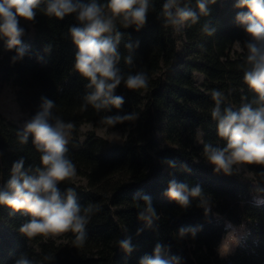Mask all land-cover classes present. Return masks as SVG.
<instances>
[{
	"label": "trees",
	"instance_id": "16d2710c",
	"mask_svg": "<svg viewBox=\"0 0 264 264\" xmlns=\"http://www.w3.org/2000/svg\"><path fill=\"white\" fill-rule=\"evenodd\" d=\"M163 3L154 0V9L149 10L147 23L140 31L120 28V69L126 74L143 71L149 82L146 88L137 90L121 84L115 94L123 96L125 103L111 112L97 111L91 105L82 107L89 90L85 87L87 81L74 68L76 48L68 35V28L77 23L74 14L63 20L48 17L42 11V0L35 21L28 22L32 32L25 21H20L27 51L15 63L11 60L15 49L7 50L5 40L0 38V91L5 83L12 82L17 101L30 119L39 110L41 97H46L56 103L55 114L74 124L67 155L81 180L72 178L60 187L75 188L81 206L92 204L99 209L91 214L87 238L80 245L72 231H66V239L61 242L41 236L28 240L19 229L30 217L0 205V264H14L21 254L39 264H139L143 255L152 254L158 242L170 246L169 254L180 256V264H264V193L257 194L253 181L241 173H215L203 153L206 143L224 145L217 136V122L211 117L215 103L211 92L221 91L225 97L222 107L234 108L245 97L251 100L255 95L243 80L241 66L247 51L231 52L235 42L249 39L235 20L238 12L247 9L236 8L237 0H216L209 4L208 16H201L195 24L189 21L176 31L164 23ZM183 3L198 12L196 0ZM205 23L215 29L213 35L202 30ZM129 40L139 41L132 65L123 59L129 54L124 47ZM48 45L51 51L46 52ZM197 72L204 76L202 85L195 81ZM127 112L137 119L114 126L129 129L122 143L108 141L94 130L80 139L83 123ZM23 126L0 113V186L9 179L13 162L21 157L25 168L40 164L32 137L27 143L20 141L18 132ZM168 160L175 161L176 167H169L165 162ZM248 169L261 170L258 166ZM173 178L201 185L211 198V212L205 216L195 199L184 210L163 196ZM255 182L264 187V179L259 176ZM136 193L150 196L160 216L151 228L137 218L144 202L133 200ZM256 196H262V200H256ZM245 220L250 228L243 242L233 253L220 256L217 249L227 224ZM189 225L202 229L195 237L189 234L180 238L177 230ZM139 228L144 230L137 235ZM128 237L135 249L131 254L117 243ZM45 255L55 258L45 261Z\"/></svg>",
	"mask_w": 264,
	"mask_h": 264
},
{
	"label": "clouds",
	"instance_id": "9594fccd",
	"mask_svg": "<svg viewBox=\"0 0 264 264\" xmlns=\"http://www.w3.org/2000/svg\"><path fill=\"white\" fill-rule=\"evenodd\" d=\"M41 3L42 0H0V38L5 40L7 50L15 49V55L11 58L13 63L21 60L27 51L22 43L25 29L21 27L20 21L34 22L36 9L40 8ZM43 3L42 11L48 17L63 20L68 15H75L77 23L68 28V35L76 48L74 68L87 81L85 87L89 90L83 97L84 109L91 105L97 111L120 110L125 100L115 93L121 84L128 90L148 86L147 73L138 71L126 74L119 67L122 58L119 45L123 37L120 28L133 27L137 32L140 31L147 23L149 10L154 9V0H106L104 3L101 0H43ZM214 3L216 0H196L197 12L183 0H164L161 15L165 25L179 31L189 21L195 24L201 16H208V6ZM235 7L247 9L246 12H238L235 20L249 37L244 43L247 54L241 67L244 83L255 95L251 100L245 97L240 106L234 108L232 105L222 107L225 97L221 91L211 92L215 102L211 117L217 122V136L224 141V145L206 143L203 153L215 173L233 175L245 170V178L253 181L254 191L261 194L264 193V187L255 182V178L259 176L264 179V0H237ZM202 30L208 35L215 32L208 23L203 25ZM124 47L129 52L123 57L124 62L132 65L139 41L129 40ZM45 51H51V45L46 46ZM55 107L54 101L41 97L39 110L19 130L21 143H27L29 136L32 137V143L40 153V164L25 168L23 157L13 162L9 179L0 186V205L30 217L19 229L28 240L72 231L77 234L76 241L83 245L91 214L99 209L92 204L81 206L77 202L75 188L62 190L60 187V184L76 175V165L67 155L74 124L55 114ZM102 119L114 127L117 123L132 121L137 117L127 112L107 115ZM165 162L171 168L176 167L175 161ZM249 166H258L261 170H246ZM162 195L184 210L190 208L195 199L198 201L197 207L203 209L205 216L211 212V198L204 194L199 184L190 185L186 180L173 178ZM133 200L144 202L137 218L151 228L160 219L151 197L136 193ZM227 227L231 231L227 232L217 249L222 257L239 243L236 229L230 224ZM201 229L202 226L189 225L181 226L177 231L178 236L184 238L189 234L195 237ZM143 230L137 229V235ZM117 243L126 254L135 250L131 237L120 239ZM169 252L170 246L158 242L152 254L143 255L139 264H180L181 257L170 255ZM54 258L51 255L43 257L45 261H53ZM14 264L39 262L21 254Z\"/></svg>",
	"mask_w": 264,
	"mask_h": 264
},
{
	"label": "rangeland",
	"instance_id": "374dc122",
	"mask_svg": "<svg viewBox=\"0 0 264 264\" xmlns=\"http://www.w3.org/2000/svg\"><path fill=\"white\" fill-rule=\"evenodd\" d=\"M25 24H26L27 28H29L30 31L32 32V26L30 25V23L25 21ZM237 42H239V43H237ZM237 42H235L231 47V52L233 54H236L237 52L247 51L246 48H244V43H242L240 41H237ZM195 81L198 85H202L204 82L203 74L200 72H197L195 74ZM0 113L3 114L4 116H6L7 118L14 120L15 122L22 124V125H24L26 123V121L30 120L29 114L27 112H24L21 109V107L17 101L16 88L12 82L5 83L3 88L0 91ZM90 130H94L98 136L103 137V138L107 139L108 141L118 142V143H122L125 140V138L127 137V134L129 132L128 128L113 127L111 125H107L106 123H104L103 120L99 121V122L91 121V122H85L81 125L80 139L84 140L86 133ZM201 136H202V133L200 132L199 137L201 138ZM70 137H71V135H70ZM246 170H249V169L247 168ZM240 173L245 177V170H242ZM73 178L76 181L81 180L77 174ZM255 199L256 200H262V196H256ZM229 224L233 228L236 229V235H237L238 240H239V243L236 246H234L232 251L229 253V254H231L243 242L244 238L246 237V235L249 232L250 224H249V221H247V220L243 221L240 224H233V223L229 222L227 224V226ZM228 231H231V229L227 227V230L223 235V239L226 236ZM65 233H66V231L59 232L58 234L51 236L50 238L56 240L57 242L65 241V239H66ZM222 240H221V242H222ZM221 242L219 243V245L221 244Z\"/></svg>",
	"mask_w": 264,
	"mask_h": 264
}]
</instances>
